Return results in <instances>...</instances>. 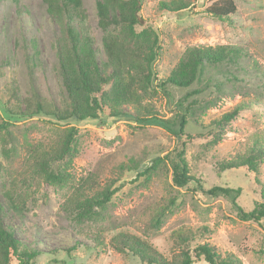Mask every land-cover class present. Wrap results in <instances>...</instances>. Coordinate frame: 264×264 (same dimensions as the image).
Here are the masks:
<instances>
[{"label": "rangeland", "instance_id": "374dc122", "mask_svg": "<svg viewBox=\"0 0 264 264\" xmlns=\"http://www.w3.org/2000/svg\"><path fill=\"white\" fill-rule=\"evenodd\" d=\"M161 1L176 0H137V40L128 42L146 51L158 36L152 84L147 86L144 68L126 70L121 82L113 80L105 90L113 99L124 86L129 102L109 101L98 118L79 120L65 119L73 102L60 53L76 54L68 22L74 21L82 44L93 49L106 79L114 72L107 45L132 37V0H78L69 7L60 5L54 15L44 0H0L1 216L15 238L38 251L32 264H148L121 250L125 243L120 237H139L172 257V233L181 227H206L208 233L198 241L213 244L223 257L264 264V220L241 221L228 199L174 186L168 164L153 163L175 147L176 139L159 126L137 122L153 113L174 118L178 103L189 95L185 106L195 102L186 127L190 175L206 191L215 186L241 189L237 201L247 212L261 203L264 158L258 174L220 167L245 152L252 136L264 132V0H237V13L228 21L206 12L215 0H184L189 8L178 12L161 10ZM99 3H111L105 27ZM218 46L242 50L240 65H207L202 80L187 89L167 83L187 65L190 48ZM247 99L258 102L245 107L230 125H213ZM38 104L56 117L34 114ZM72 127L78 134L71 154L51 162L47 171L59 176L56 182L27 164L33 147ZM104 188L115 190L111 200L93 205L92 214H82L85 198ZM160 212L164 217L157 227Z\"/></svg>", "mask_w": 264, "mask_h": 264}, {"label": "trees", "instance_id": "16d2710c", "mask_svg": "<svg viewBox=\"0 0 264 264\" xmlns=\"http://www.w3.org/2000/svg\"><path fill=\"white\" fill-rule=\"evenodd\" d=\"M48 5V11L52 15L60 9V5L69 7L78 0H44ZM248 1V0H241ZM237 0H215L207 9L206 12L212 17L220 21L230 20L238 10ZM111 3H99V14L101 16V25L105 27V15H107L108 6ZM137 0L131 2V16L128 19L129 30L132 37L124 38V40L113 41L107 45L108 54L112 61L114 72L108 78L104 79L101 74V68L95 59V53L91 47L82 44L79 38V33L74 28V21L68 22L69 33L73 41V48L76 52L74 57L67 53L62 55V70L65 79V85L71 94L72 111L69 112L65 119L98 118V112H104V106L110 101L112 104L128 103L130 96L124 86L119 88L113 95V99H108L106 86L111 81L121 82L122 73L126 70L148 71L144 76L147 86L151 85V76L153 75V63L158 57L157 49L159 38L156 35L153 42L149 43L146 51L132 46L130 41H136L135 26L139 25L140 21L136 17ZM160 9L169 12H178L188 9L190 4L184 0H176L173 2L161 1ZM126 15L125 13L123 14ZM126 19V18H125ZM137 47V46H136ZM188 63L183 68H179L174 74L168 78L167 83L178 88L187 89L196 81H201L207 65L217 66L223 63L232 65H240L238 62L243 55L242 50L230 48L228 46L218 47H194L188 50ZM243 68L242 66H239ZM264 73V72H263ZM264 77V74L261 75ZM237 79V77L235 76ZM94 79L99 83L96 85ZM81 84L80 91L77 89V84ZM120 87V86H119ZM145 88V87H144ZM115 88H113L114 91ZM123 89V90H121ZM112 91V92H113ZM36 98L38 97L35 94ZM108 97V98H107ZM190 96L186 95L177 105L179 112L172 119L159 117L157 113H153L151 117H138L137 122L145 125H156L176 139L175 147L166 153L162 159L154 161L153 165L157 167L159 162H166L171 169L172 183L174 186L182 189L202 192L211 198L223 197L228 199L233 209L236 211L238 218L241 221H253L260 223L264 220V190H261L262 202L259 203L252 211H245L238 203L241 196V189H232L227 187L215 186L206 191L201 185V181L190 175V165L186 159L188 143L191 136L186 132L188 125V115L190 114L192 104L185 106ZM258 101L255 99H247L236 105L231 111L221 115L214 120L215 127L230 125L245 107H253ZM34 114L51 115L46 113L43 105L38 104ZM118 115L130 116V113H117ZM63 120V119H61ZM78 129L72 127L63 134L57 135L50 142H41L39 146L33 147L29 152L27 164L37 168V172H47L51 162L61 159L64 156L71 154L73 145L76 141ZM264 158V132H260L252 136V140L247 145L245 152L238 154L231 160L221 164V170L232 168H247L253 174H258L260 165ZM47 179L56 182L59 176L47 172ZM256 183L260 184L256 179ZM115 190L109 188L96 191L95 195L86 197L82 203V214L88 213L93 205L103 206L111 200ZM3 212L2 204L0 203V264H32L33 260L38 256V251L32 246L15 238L14 234L8 229L3 222L1 213ZM164 212L156 215L155 225L159 227ZM208 233V229L204 227L202 230L193 231L189 228L181 227L172 233L173 249L175 251L172 257H167L157 248L151 245L148 241L142 240L135 236L123 235L120 237L125 246L121 249L131 251L140 258L141 261L148 264H196L204 261L206 264H241V261L234 255H223L218 248L211 243L199 242Z\"/></svg>", "mask_w": 264, "mask_h": 264}, {"label": "water", "instance_id": "95a60500", "mask_svg": "<svg viewBox=\"0 0 264 264\" xmlns=\"http://www.w3.org/2000/svg\"><path fill=\"white\" fill-rule=\"evenodd\" d=\"M136 14H137V12H136Z\"/></svg>", "mask_w": 264, "mask_h": 264}]
</instances>
